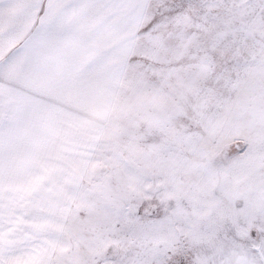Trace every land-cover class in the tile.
<instances>
[{"label":"snow or ice","instance_id":"snow-or-ice-1","mask_svg":"<svg viewBox=\"0 0 264 264\" xmlns=\"http://www.w3.org/2000/svg\"><path fill=\"white\" fill-rule=\"evenodd\" d=\"M0 264H264V0H0Z\"/></svg>","mask_w":264,"mask_h":264}]
</instances>
